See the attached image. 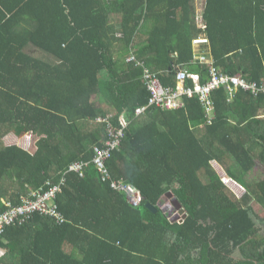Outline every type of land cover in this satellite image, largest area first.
<instances>
[{
  "label": "trees",
  "instance_id": "1",
  "mask_svg": "<svg viewBox=\"0 0 264 264\" xmlns=\"http://www.w3.org/2000/svg\"><path fill=\"white\" fill-rule=\"evenodd\" d=\"M198 2L0 0V216L7 202L59 184L64 218L7 223L0 264H264L252 205L264 207V178L253 174L264 168V93L229 100L221 86L212 119L198 95L136 113L150 97L145 68L166 86L180 67L205 82L201 53L221 73L264 80V0ZM200 35L208 43L197 49ZM110 126L125 130L115 147ZM29 133L35 151L7 142ZM75 162L82 174L69 170ZM114 182L144 200L132 203Z\"/></svg>",
  "mask_w": 264,
  "mask_h": 264
},
{
  "label": "built area",
  "instance_id": "2",
  "mask_svg": "<svg viewBox=\"0 0 264 264\" xmlns=\"http://www.w3.org/2000/svg\"><path fill=\"white\" fill-rule=\"evenodd\" d=\"M202 43H208V39L201 37L193 40V44L196 47L200 46ZM134 59V57L129 58V60ZM197 59L207 63L209 66V74L205 82L201 80V75L199 73H192L186 68L180 67L177 72L176 86H166L162 83L157 74L145 68L142 79L150 90V97L147 104L136 109V113H142L152 107H159L161 110L178 109L184 106V99L186 97L193 98L198 95L206 106L210 119H212L215 116V103L211 98L213 90L224 86L229 93V100H232L240 89L254 96L264 93V80L258 83L257 81H248L243 77L242 73H236L234 75L221 73L218 68L215 67L213 61L208 59L204 53L197 55ZM120 122L122 126H126L127 124L124 117H121ZM109 129L110 139L107 140V144L115 147L119 143L118 137L123 136L125 130L121 127L116 131L113 130L111 126ZM96 149L99 150L98 156L96 157L97 163L103 168L105 165L106 150L100 151L99 147H96ZM69 170L77 171L80 174L83 173L82 165L79 162L72 163ZM112 186L118 188V190H123L127 194L128 199L134 204H140L144 200L142 192L132 183L114 182ZM60 190L61 186L56 184L50 189L32 191L31 195L22 196L23 202L21 204L14 205L7 202L8 209L0 216V239L5 232L7 223L16 221L20 224L24 223L31 219L36 213L51 216L58 222L64 221L63 216L59 212L58 204L56 203V195Z\"/></svg>",
  "mask_w": 264,
  "mask_h": 264
},
{
  "label": "rangeland",
  "instance_id": "3",
  "mask_svg": "<svg viewBox=\"0 0 264 264\" xmlns=\"http://www.w3.org/2000/svg\"><path fill=\"white\" fill-rule=\"evenodd\" d=\"M203 0H199V5L201 7ZM8 143H19L21 144H27L26 146L23 144L22 147L30 150V151H35L36 150V141H35V137L32 135H25L23 140H19L17 138V136L11 135L8 140ZM26 142V143H25ZM212 164L214 165V167L217 169V171L221 174V176H223V180L225 182H229L228 185H231L233 187V189L235 190V192H237L238 194H242V192L244 191L243 188L238 185L236 182L230 180V178L227 176L226 170L224 169V167L222 165H220L218 162H212ZM253 174L257 175L259 179H263L264 178V168L261 164H258V166L256 168H254L253 170ZM253 205V209H254V213L258 216L255 217L257 226H259L260 230L258 231V235L260 237L264 236V225H261L260 221L258 220L260 217L264 218V207L262 205H260L259 203H257L255 200L252 202ZM260 218V219H261ZM206 253V251H205Z\"/></svg>",
  "mask_w": 264,
  "mask_h": 264
},
{
  "label": "crops",
  "instance_id": "4",
  "mask_svg": "<svg viewBox=\"0 0 264 264\" xmlns=\"http://www.w3.org/2000/svg\"><path fill=\"white\" fill-rule=\"evenodd\" d=\"M201 36H203V35H200V36H198V37H201ZM139 46H141V44L139 45ZM203 47V45H201V46H197V49H200V48H202ZM124 54V53H123ZM125 55V54H124ZM119 59H121V56L119 57ZM94 99L95 100H98L99 102H102V103H108L109 104V101L106 99V98H102V97H100V96H95L94 97ZM26 135H33L34 137H35V141H36V143H37V137L34 135V134H32V133H29V134H26ZM25 136V135H24ZM24 136H22V137H17L19 140H23L24 139ZM26 143V142H25ZM17 144H19V143H17ZM24 144V143H23ZM23 144H19L20 146H22ZM25 146L27 145V144H24ZM166 202H167V200H166ZM74 243H72V242H65V244H64V250L65 251H67V252H72V250L74 249ZM2 247V249L0 250V256L5 252V249L3 248V246H1ZM80 257H81V255H79Z\"/></svg>",
  "mask_w": 264,
  "mask_h": 264
},
{
  "label": "water",
  "instance_id": "5",
  "mask_svg": "<svg viewBox=\"0 0 264 264\" xmlns=\"http://www.w3.org/2000/svg\"><path fill=\"white\" fill-rule=\"evenodd\" d=\"M147 206H148L149 208L153 209V210H157V207L151 205L150 203H148ZM171 206H173V204H172ZM181 211H182V210H181Z\"/></svg>",
  "mask_w": 264,
  "mask_h": 264
},
{
  "label": "flooded vegetation",
  "instance_id": "6",
  "mask_svg": "<svg viewBox=\"0 0 264 264\" xmlns=\"http://www.w3.org/2000/svg\"><path fill=\"white\" fill-rule=\"evenodd\" d=\"M174 203V205L175 204H178L177 202H176V200L173 202ZM168 204V206L167 207H170L171 205H172V203L171 202H169V203H167ZM172 207V206H171ZM172 213V212H171Z\"/></svg>",
  "mask_w": 264,
  "mask_h": 264
},
{
  "label": "clouds",
  "instance_id": "7",
  "mask_svg": "<svg viewBox=\"0 0 264 264\" xmlns=\"http://www.w3.org/2000/svg\"><path fill=\"white\" fill-rule=\"evenodd\" d=\"M1 250V249H0Z\"/></svg>",
  "mask_w": 264,
  "mask_h": 264
}]
</instances>
